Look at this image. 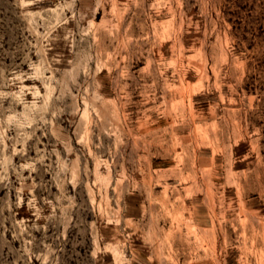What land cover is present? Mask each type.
I'll return each instance as SVG.
<instances>
[{"label": "rangeland", "instance_id": "374dc122", "mask_svg": "<svg viewBox=\"0 0 264 264\" xmlns=\"http://www.w3.org/2000/svg\"><path fill=\"white\" fill-rule=\"evenodd\" d=\"M0 264H264V0H0Z\"/></svg>", "mask_w": 264, "mask_h": 264}]
</instances>
